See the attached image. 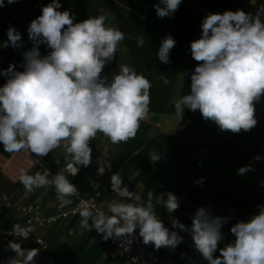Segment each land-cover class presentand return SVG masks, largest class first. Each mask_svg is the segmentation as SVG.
Segmentation results:
<instances>
[{
    "label": "clouds",
    "instance_id": "1",
    "mask_svg": "<svg viewBox=\"0 0 264 264\" xmlns=\"http://www.w3.org/2000/svg\"><path fill=\"white\" fill-rule=\"evenodd\" d=\"M16 2L7 0L8 4ZM181 3L182 0H159L154 8L160 18L172 17ZM4 6L5 0H0V8ZM60 8L59 0H52L30 22L27 32L32 47L22 54L23 70L9 64L0 71V76L6 78L0 86V144L9 154L27 151L37 157L63 146L66 156L88 167L92 163L90 143L98 133L112 144L135 138L141 121L149 116L152 85L126 64L112 73L111 80L103 75L126 38L123 31L106 24L109 14L74 22V15ZM262 14L264 9L255 15L237 9L209 13L203 18L200 38L190 43L191 56L198 62L190 74V92L174 100L180 120L185 109L199 110L205 122H213L221 131L238 134L256 127L255 105L264 98ZM136 41L138 47L143 46V37L137 36ZM23 43L20 32L9 26L7 40L0 47L19 49ZM41 45L50 49L46 55H41ZM175 45L171 35L161 40L157 53L160 62L170 63L169 54ZM187 75L182 74L183 78ZM161 79L169 83L167 78ZM160 158L155 152L149 153L152 162ZM97 164L98 176L111 171L109 161L98 158ZM251 171L255 169L247 165L237 169V174L243 176ZM76 174L73 171L72 175ZM18 179L28 193L53 185L61 206L71 204V198L79 195L76 185L62 173L50 179L48 174H28L21 169ZM203 180L201 177L196 183L202 184ZM91 187L96 190L100 185L93 182ZM110 187L120 198L108 205L110 215L99 210L94 215L91 206L83 205L79 209L82 230L95 229L105 241L134 237L138 230L143 244H151L156 250H175L183 242L180 232H184L191 236L190 247L207 264H264V205H257L258 212L249 219L237 220L230 228L234 241L218 248L225 239L222 229L231 215H213L211 206L198 207L190 216L191 225L186 226L172 216L180 207V200L172 192L154 195L149 191L145 199L123 184L120 172L111 175ZM157 205L163 206L172 229L179 232L165 226L157 215ZM31 231L19 223L12 227L14 236L23 240ZM7 248L15 255L6 264H36L38 248H22L15 241H9ZM218 250L220 255L216 256Z\"/></svg>",
    "mask_w": 264,
    "mask_h": 264
},
{
    "label": "crops",
    "instance_id": "2",
    "mask_svg": "<svg viewBox=\"0 0 264 264\" xmlns=\"http://www.w3.org/2000/svg\"><path fill=\"white\" fill-rule=\"evenodd\" d=\"M52 0H17L0 8V44L7 40L9 26L16 28L24 41L19 49L0 47V71L9 64L16 65L22 71L23 52L32 47L28 39L30 22L41 15L42 7ZM60 11L69 10L75 17L74 22H82L89 17L109 14L106 24L117 27L126 34L125 40L117 50L116 58L106 65L103 75L109 80L113 72H119V66L126 64L137 73L144 75L151 82L150 112L147 119L141 121L136 134L138 142L146 136L159 137L153 140L161 158L156 162L137 161L126 154V143L112 144L106 139L103 157L98 155L96 138L90 143L92 163L88 167L80 166L72 157L66 156L63 146L53 150L47 156L39 157L42 164L54 175L64 173V166L73 163L78 169V176L70 180L80 189L85 197L99 193L102 197L113 194L110 178L120 172L123 184L130 191L147 198L149 191L154 195L172 192L180 200V207L172 216L186 226L191 225L190 216L198 207L211 206L213 215L230 216L231 219L222 229L225 239L218 248L233 242L235 237L230 228L237 220H247L258 212L257 205H264V117L256 115L257 125L251 131L234 134L221 131L213 122H205L199 110L185 109L180 120L175 112L174 100L190 92V74L198 62L190 53V43L200 38L203 18L209 13H223L226 10L241 9L255 15L264 9V0H182L179 9L172 17L157 16L154 5L159 0H59ZM264 21V14L261 15ZM171 35L176 40L170 52V63L159 61L157 53L161 40ZM144 39L142 47L137 46L136 37ZM50 51L45 45L40 46L41 55ZM189 73L182 76L183 73ZM161 77L167 78L165 84ZM6 78L0 76V86ZM257 112L264 113V98L256 103ZM255 111V112H256ZM145 144V143H144ZM118 154V158L114 157ZM262 157L257 161L256 156ZM109 161L112 168L104 175H97V159ZM198 162H202L198 164ZM251 165L255 171L238 175L237 169ZM154 167L153 175L145 178L134 173L130 168ZM21 169L33 174L34 164L21 153L9 154L0 144V199L6 197L13 205L38 203L49 210L54 206L52 199L54 187L35 189L28 193L19 182ZM114 169V170H113ZM66 176V175H65ZM201 177L202 184L196 183ZM100 185L93 190L91 184ZM118 197V196H117ZM119 198V197H118ZM167 197L165 196V199ZM120 199V198H119ZM166 227L172 229L168 213L162 205L156 207ZM81 217L58 222L48 226L28 238V249L36 248L32 243L40 236L46 244V250L40 258L46 264H117L118 256L109 240L96 230L87 232L80 227ZM19 223L9 214L0 216V224L13 227ZM90 223V222H89ZM20 224V223H19ZM138 232V230H137ZM183 242L175 250L153 245L148 247L150 264H207V261L194 250L191 236L180 232ZM186 254L182 257L181 254ZM219 256V250L215 253ZM8 255L0 252V264H6Z\"/></svg>",
    "mask_w": 264,
    "mask_h": 264
},
{
    "label": "built area",
    "instance_id": "3",
    "mask_svg": "<svg viewBox=\"0 0 264 264\" xmlns=\"http://www.w3.org/2000/svg\"><path fill=\"white\" fill-rule=\"evenodd\" d=\"M20 153L34 164L35 170L33 174L36 172L48 174L50 179L55 176L42 164L36 154H29L27 151H21ZM73 171L77 172L74 176L72 175ZM64 173L67 178L73 180L78 176V169L73 163H68L64 166ZM53 187L54 186L50 184L42 189ZM78 193V196L71 198L73 201L71 204L61 206L56 190H54L52 197L54 206L49 210L45 209L38 203L13 205L9 199L2 197L0 199V216L9 214L13 219L16 218V221H19L22 227L30 228L32 230L29 235L30 237L31 235L44 230L48 226L79 217V209L83 205L91 206L94 215L98 210L104 211L106 214L110 215L108 205L113 201L119 200V198L113 194L102 197L99 193H94L89 197H85L80 189H78ZM89 222L91 223V220ZM96 235L99 236L102 234L96 232ZM108 240L111 242L112 248L118 256L117 264H134V260L135 264H150L148 247L151 244L144 245L138 232H136L134 237H113ZM128 240H131L132 243L129 244ZM9 241L20 243L22 248L28 249V239L23 240L22 238L14 236L11 227H6L0 224V252L7 254L8 259L15 255L13 251L7 248ZM32 243L39 249V254L35 257L36 264H46L40 258L41 253L46 250V244L43 238L37 236Z\"/></svg>",
    "mask_w": 264,
    "mask_h": 264
},
{
    "label": "rangeland",
    "instance_id": "4",
    "mask_svg": "<svg viewBox=\"0 0 264 264\" xmlns=\"http://www.w3.org/2000/svg\"><path fill=\"white\" fill-rule=\"evenodd\" d=\"M159 137H153L151 136H146L143 141L141 140L140 142H138L137 137L135 136L134 139H130L126 144V148L128 149L126 154H129L130 159H137V161H144V162H150L152 163V161H150L149 159V153L151 152H155L157 155L158 152L156 149V146L154 145L153 140H158ZM106 139H108L107 137L103 136L101 133H98L96 136V147L98 149V155L100 157H103V153H104V147H106L105 141ZM145 143V144H144ZM118 154L114 153V157H117ZM131 170L134 171V173H137L139 175H141V177H151L153 175V171H154V167H139L138 166H134L132 168H130ZM114 170V169H113Z\"/></svg>",
    "mask_w": 264,
    "mask_h": 264
},
{
    "label": "trees",
    "instance_id": "5",
    "mask_svg": "<svg viewBox=\"0 0 264 264\" xmlns=\"http://www.w3.org/2000/svg\"><path fill=\"white\" fill-rule=\"evenodd\" d=\"M256 115H260L261 117H264V113H261V112H255Z\"/></svg>",
    "mask_w": 264,
    "mask_h": 264
}]
</instances>
